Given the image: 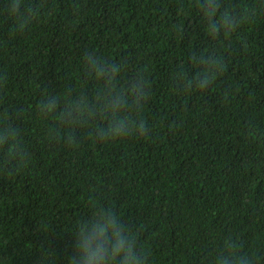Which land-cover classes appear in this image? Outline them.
Segmentation results:
<instances>
[{
	"label": "trees",
	"instance_id": "trees-1",
	"mask_svg": "<svg viewBox=\"0 0 264 264\" xmlns=\"http://www.w3.org/2000/svg\"><path fill=\"white\" fill-rule=\"evenodd\" d=\"M11 3L0 264L104 227L140 264H264V0Z\"/></svg>",
	"mask_w": 264,
	"mask_h": 264
},
{
	"label": "clouds",
	"instance_id": "clouds-1",
	"mask_svg": "<svg viewBox=\"0 0 264 264\" xmlns=\"http://www.w3.org/2000/svg\"><path fill=\"white\" fill-rule=\"evenodd\" d=\"M8 9L19 12L20 0H12ZM141 127L144 126L141 125ZM145 135H147V129H145ZM107 233L108 227L93 229L90 233L80 232L73 245L77 250L76 254L66 257L68 264H79V262L83 264H140L141 253L135 252L131 245L126 246L127 241L119 229H114L113 235L105 239Z\"/></svg>",
	"mask_w": 264,
	"mask_h": 264
}]
</instances>
